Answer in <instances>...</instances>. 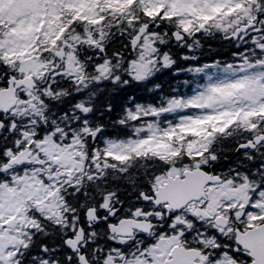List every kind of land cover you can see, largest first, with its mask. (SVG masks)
I'll use <instances>...</instances> for the list:
<instances>
[{
  "label": "snow or ice",
  "instance_id": "1",
  "mask_svg": "<svg viewBox=\"0 0 264 264\" xmlns=\"http://www.w3.org/2000/svg\"><path fill=\"white\" fill-rule=\"evenodd\" d=\"M0 264H264V0H0Z\"/></svg>",
  "mask_w": 264,
  "mask_h": 264
},
{
  "label": "trees",
  "instance_id": "2",
  "mask_svg": "<svg viewBox=\"0 0 264 264\" xmlns=\"http://www.w3.org/2000/svg\"><path fill=\"white\" fill-rule=\"evenodd\" d=\"M212 47L214 48V49H218L219 48V45L217 44V43H213L212 44ZM164 79H168V76L166 75L165 77H163ZM188 78H190L189 76H186V75H181L180 77H179V79H188ZM173 83H175V82H173ZM183 90V89H182Z\"/></svg>",
  "mask_w": 264,
  "mask_h": 264
}]
</instances>
